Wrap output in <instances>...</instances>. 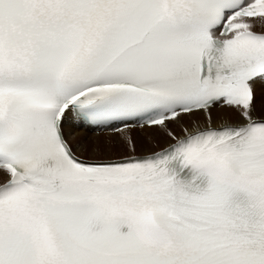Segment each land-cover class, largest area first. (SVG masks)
I'll return each instance as SVG.
<instances>
[{
	"label": "snow or ice",
	"instance_id": "6c2138e0",
	"mask_svg": "<svg viewBox=\"0 0 264 264\" xmlns=\"http://www.w3.org/2000/svg\"><path fill=\"white\" fill-rule=\"evenodd\" d=\"M0 264H264V0H0Z\"/></svg>",
	"mask_w": 264,
	"mask_h": 264
}]
</instances>
